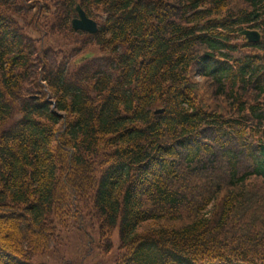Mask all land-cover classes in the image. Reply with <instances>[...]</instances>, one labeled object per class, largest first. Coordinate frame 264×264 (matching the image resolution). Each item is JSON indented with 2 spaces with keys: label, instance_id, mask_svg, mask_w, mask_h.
<instances>
[{
  "label": "trees",
  "instance_id": "16d2710c",
  "mask_svg": "<svg viewBox=\"0 0 264 264\" xmlns=\"http://www.w3.org/2000/svg\"><path fill=\"white\" fill-rule=\"evenodd\" d=\"M56 224L118 230L114 264H264V0H0V264Z\"/></svg>",
  "mask_w": 264,
  "mask_h": 264
},
{
  "label": "rangeland",
  "instance_id": "374dc122",
  "mask_svg": "<svg viewBox=\"0 0 264 264\" xmlns=\"http://www.w3.org/2000/svg\"><path fill=\"white\" fill-rule=\"evenodd\" d=\"M87 230L95 235V226L91 225ZM57 232L60 234L61 240L58 241L56 249L48 255L36 258L35 264H68V262H72L71 264L115 263L116 257L118 256V230H115L112 235L113 250L109 254H102L95 247L90 248L85 243L80 231L75 227L71 226L68 229H62L57 225Z\"/></svg>",
  "mask_w": 264,
  "mask_h": 264
},
{
  "label": "water",
  "instance_id": "95a60500",
  "mask_svg": "<svg viewBox=\"0 0 264 264\" xmlns=\"http://www.w3.org/2000/svg\"><path fill=\"white\" fill-rule=\"evenodd\" d=\"M77 17L71 21V26L75 30H82L89 33H96L98 30L97 23L90 17L87 16L85 11L80 7L79 4L76 6ZM241 35H244L249 42H257L260 39V34L254 30H242ZM161 110H157L159 112Z\"/></svg>",
  "mask_w": 264,
  "mask_h": 264
}]
</instances>
